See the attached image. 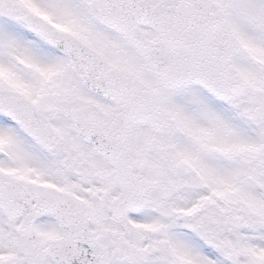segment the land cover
<instances>
[{"label":"snow or ice","instance_id":"6c2138e0","mask_svg":"<svg viewBox=\"0 0 264 264\" xmlns=\"http://www.w3.org/2000/svg\"><path fill=\"white\" fill-rule=\"evenodd\" d=\"M0 264H264V0H0Z\"/></svg>","mask_w":264,"mask_h":264}]
</instances>
